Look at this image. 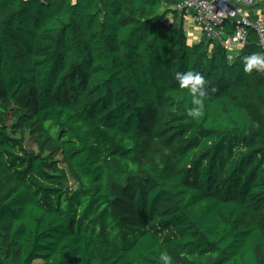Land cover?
<instances>
[{
	"label": "trees",
	"instance_id": "1",
	"mask_svg": "<svg viewBox=\"0 0 264 264\" xmlns=\"http://www.w3.org/2000/svg\"><path fill=\"white\" fill-rule=\"evenodd\" d=\"M183 1L0 0V264H264L259 37L191 44Z\"/></svg>",
	"mask_w": 264,
	"mask_h": 264
},
{
	"label": "built area",
	"instance_id": "2",
	"mask_svg": "<svg viewBox=\"0 0 264 264\" xmlns=\"http://www.w3.org/2000/svg\"><path fill=\"white\" fill-rule=\"evenodd\" d=\"M264 5V0H184L177 6L191 13L200 36L190 39L191 44L203 37L224 47L234 57L240 54L249 37V27H253L259 37V45L264 53V20H251L248 10ZM230 20L236 26L231 36L225 37L224 23ZM189 34V32H187Z\"/></svg>",
	"mask_w": 264,
	"mask_h": 264
},
{
	"label": "clouds",
	"instance_id": "3",
	"mask_svg": "<svg viewBox=\"0 0 264 264\" xmlns=\"http://www.w3.org/2000/svg\"><path fill=\"white\" fill-rule=\"evenodd\" d=\"M241 64L244 73H264V53L256 52L245 55L241 58ZM175 80L178 86L181 89H187L192 97V106L186 110V115L191 119L198 118L202 114L203 98L207 95L205 78L200 72L186 71L176 72ZM160 260L163 261V264H173V258L167 252L161 253Z\"/></svg>",
	"mask_w": 264,
	"mask_h": 264
},
{
	"label": "crops",
	"instance_id": "4",
	"mask_svg": "<svg viewBox=\"0 0 264 264\" xmlns=\"http://www.w3.org/2000/svg\"><path fill=\"white\" fill-rule=\"evenodd\" d=\"M255 11V13L258 15L259 19L264 20V5L250 9L247 11L249 18L252 20V12ZM184 24H185V29L187 32H189L188 34V39L190 41V39H196L200 36L199 32H198V28L196 27V24L194 23L193 17L191 15V13L186 12V14L184 15ZM227 37V36H225Z\"/></svg>",
	"mask_w": 264,
	"mask_h": 264
},
{
	"label": "rangeland",
	"instance_id": "5",
	"mask_svg": "<svg viewBox=\"0 0 264 264\" xmlns=\"http://www.w3.org/2000/svg\"><path fill=\"white\" fill-rule=\"evenodd\" d=\"M258 15L255 13V11L252 12V20L255 21V20H258ZM31 145L33 147H35L32 143ZM33 264H42V261L41 260H36Z\"/></svg>",
	"mask_w": 264,
	"mask_h": 264
}]
</instances>
